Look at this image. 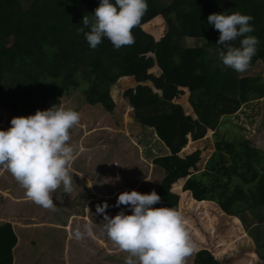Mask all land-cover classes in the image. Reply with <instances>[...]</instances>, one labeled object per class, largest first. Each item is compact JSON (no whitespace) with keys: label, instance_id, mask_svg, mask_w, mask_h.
<instances>
[{"label":"trees","instance_id":"1","mask_svg":"<svg viewBox=\"0 0 264 264\" xmlns=\"http://www.w3.org/2000/svg\"><path fill=\"white\" fill-rule=\"evenodd\" d=\"M98 3L31 0L24 9L19 0H0V105L26 113L58 105L70 90L107 112L126 100L134 120L151 127L168 150L152 158L162 169L151 189L161 199L153 206L181 212L195 243L192 264H264V253L233 222L234 216L244 220L245 211L261 219L264 151L247 141L236 147L222 139L205 158L204 149L192 145L223 116L264 94V0H147L132 29L133 44L116 49L102 38L91 49L84 38L90 29L81 19L91 22ZM222 11L253 18L250 35L258 44L241 75L209 68L207 48L218 49L219 33L206 17ZM186 37L202 43L188 46ZM256 62L262 74L250 72ZM16 241L11 223H1L0 264L12 263Z\"/></svg>","mask_w":264,"mask_h":264},{"label":"rangeland","instance_id":"2","mask_svg":"<svg viewBox=\"0 0 264 264\" xmlns=\"http://www.w3.org/2000/svg\"><path fill=\"white\" fill-rule=\"evenodd\" d=\"M19 1L24 9L31 3V0ZM185 43L188 46H198L202 39L186 37ZM207 57L209 68L230 75L242 74L224 66L214 46L207 48ZM250 72L262 74L260 63L256 62L250 67ZM58 105L71 107L80 113L79 123L70 129L69 143L76 149L75 158L68 166L69 174L73 176L71 191L64 193L61 185L52 194L54 207L43 208L27 198L18 182L6 169L0 167V224L10 222L19 237L16 248H19L20 253H15L14 262L16 259L15 264H64L62 248H67L69 243L66 241V245L64 244V236L71 234L75 237L74 230L77 226L83 232L84 226L90 225L95 234V248H92L87 235L75 242L71 240L70 262L100 264V249L95 252V257L91 252L107 246L110 248L109 263L124 264V257L128 254L119 250L104 234L103 217L96 213L95 205L106 202L108 207L105 212L109 216L121 209L127 213L129 209L126 206H115L117 193L131 189L147 193L156 187L162 177V169L152 163V158L166 154L168 150L151 127L134 120L132 108L126 100L120 102L113 112H107L99 104H87L80 91L70 90L61 96ZM45 108L37 106L35 110ZM35 110L26 113L11 112L0 105V128L9 127L12 116H26ZM263 129L264 94L243 103L234 113L223 116L214 131L192 145L203 148L205 158L216 152L215 143L222 139L234 141L236 147L247 141L264 151ZM117 176L119 180L115 179ZM257 215L252 211H245L242 215L244 220L234 216L233 222L239 224L246 240L264 253V209L259 210L261 219ZM36 220H43L50 225L53 223L54 227L34 226ZM17 222L21 224L20 227ZM25 222L30 227H22ZM55 224L65 225L66 229H60ZM43 254H47L46 257ZM192 256L193 254L186 258V264H192Z\"/></svg>","mask_w":264,"mask_h":264},{"label":"clouds","instance_id":"3","mask_svg":"<svg viewBox=\"0 0 264 264\" xmlns=\"http://www.w3.org/2000/svg\"><path fill=\"white\" fill-rule=\"evenodd\" d=\"M147 0H99L89 17L81 21L89 27L84 38L95 49L106 38L119 49L134 43L132 29L139 25L147 10ZM253 18L240 12H214L207 23L218 30L215 44L221 63L236 73L247 70L256 52L258 40L249 23ZM239 38L238 46L232 41ZM80 113L63 105L53 104L28 115L12 116L9 127L0 128V167L6 169L35 204L51 209L52 194L61 185L63 192L72 189L73 176L68 166L75 158V146L69 143L70 129L78 124ZM119 180V176L115 177ZM91 186V185H90ZM161 197L155 190L147 193L135 189L120 191L115 206L123 209L109 216L106 202L95 205L102 215V231L109 240L128 255L124 264H186L195 250V243L184 224L180 211L167 206L154 207ZM91 226L84 231L77 226L74 236L91 235Z\"/></svg>","mask_w":264,"mask_h":264},{"label":"crops","instance_id":"4","mask_svg":"<svg viewBox=\"0 0 264 264\" xmlns=\"http://www.w3.org/2000/svg\"><path fill=\"white\" fill-rule=\"evenodd\" d=\"M76 216V215H75ZM7 222V221H6ZM26 223V222H25ZM47 222H44L43 220H36L35 221V225L34 226H36V225H38V226H40V227H42V226H51V227H54L53 226V223L50 225V224H46ZM19 223L17 222V225H18ZM12 225V224H11ZM29 225V223L27 222L25 225L23 224L22 225V227H25V228H28V227H30V226H28ZM56 226H60L61 228L60 229H62V227H64L63 228V230L64 229H66V226L65 225H61V224H55ZM19 227L21 226V224H19L18 225ZM39 227V228H40ZM12 228H13V231L15 232V234H16V236H17V231H16V228L14 227V226H12ZM41 229V228H40ZM45 229V228H44ZM93 229H91V232H92V234L91 235H87V239L88 240H90V243H92V248L94 249L95 248V234H94V231H92ZM66 238V240L64 241L65 243V245H66V241L67 242H69V243H67V245L66 246H68L67 248H62V256H63V261H64V264H73V263H71L70 262V259H69V251H70V248H69V244H70V241L72 240H74V242L75 241H77L78 239L76 238V237H73V236H71V234H68L67 236H64V239ZM73 238V239H72ZM18 239H19V237L17 236V241H16V244H17V242H18ZM63 239V240H64ZM14 245V247L12 248V263L11 264H15L16 263V259H15V262H14V257H15V253H20V250H19V248H16V246L17 245ZM100 249V250H99ZM18 250H19V252H18ZM99 250V251H98ZM46 251H47V249H46ZM98 251V253L101 255V257L99 256L98 257V259L102 262V263H100V264H110L109 263V257H108V255H109V253H110V248L109 247H107V246H105V248H97V250L95 249V251L94 250H92V252H91V255L92 256H94L95 257V252H97ZM25 252H27V251H25ZM24 252V253H25ZM194 253V252H193ZM43 255H45L44 257H46V255L47 254H43ZM192 258H193V256H192ZM94 264V263H93Z\"/></svg>","mask_w":264,"mask_h":264}]
</instances>
